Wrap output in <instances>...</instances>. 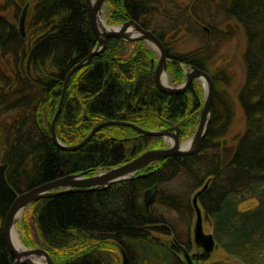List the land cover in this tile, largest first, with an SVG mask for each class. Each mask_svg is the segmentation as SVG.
Wrapping results in <instances>:
<instances>
[{
    "label": "trees",
    "instance_id": "16d2710c",
    "mask_svg": "<svg viewBox=\"0 0 264 264\" xmlns=\"http://www.w3.org/2000/svg\"><path fill=\"white\" fill-rule=\"evenodd\" d=\"M107 3L109 24L133 20L161 40L175 83L184 77L181 64L211 76L215 90L207 133L199 152L158 160L131 180L34 202L29 222L21 225L25 245L47 251L53 264H122L120 249L128 264H186L173 240L193 249L191 198L208 181L199 205L216 248L201 264H264V0ZM25 6L22 35L15 20ZM87 6V0H0V264L14 262L2 224L18 195L69 174L91 176L165 145L161 137L125 126L102 127L73 151L53 142L51 123L66 76L97 43ZM10 8L13 20L5 15ZM154 19L160 20L157 28L151 26ZM236 29L245 39L244 77L233 97L221 88L220 81L229 79L215 65L212 44ZM171 32H198L202 46L176 54ZM134 43L126 53L122 40L108 39L102 53L70 76L55 123L64 145L79 144L105 121L150 131L179 127L181 138L194 129L201 88L191 84L179 95L161 92L152 51L142 41ZM186 180L193 184L182 193ZM154 185L159 193L147 210L143 194ZM172 185L175 191L164 190Z\"/></svg>",
    "mask_w": 264,
    "mask_h": 264
},
{
    "label": "water",
    "instance_id": "95a60500",
    "mask_svg": "<svg viewBox=\"0 0 264 264\" xmlns=\"http://www.w3.org/2000/svg\"><path fill=\"white\" fill-rule=\"evenodd\" d=\"M106 0H87V11L90 21V26L93 34L96 37L97 43L93 50L75 66L66 76L61 99L59 102L58 109L53 117L51 123V138L55 145L63 150L73 151L83 145H85L94 134L106 126H125L130 127L137 132L148 135L161 137L166 143L169 142L170 146L166 148H157L147 150L138 157L126 163L109 167L105 169H99L96 173L88 176L86 172L69 174L50 182L36 186L26 192L18 195L11 203L2 224V236L4 244L8 252L13 256V264H22L25 260H29L32 264L33 259H42L45 264H53V260L49 253L44 249L35 248H24V250H17L11 240V230L14 226L15 219L19 213H21L26 207L32 205L34 202L45 199L51 196L64 194L70 191H84V190H99L109 188L110 186L133 179L140 171L144 168H148L154 162L162 160L171 156H187L192 155L201 150L203 139L207 133L208 126L210 123L212 113V102L214 98V83L211 76L195 67L190 66L189 72L185 75V81L178 87H172L167 81V64L169 58L167 57L166 49L161 40L149 30L143 29L138 23L133 20H128L120 25L111 26L117 29H106L99 23L100 15L103 10V6ZM27 15V6L22 10L19 18L18 28L22 35H24L25 21ZM111 28L110 26H108ZM129 29H133L134 34L129 35L127 32ZM116 38L125 42H137L143 41L153 46L156 50L157 62L154 68V80L158 89L169 95H179L188 90L194 80H200L204 85V104L200 112V118L196 131L192 137L193 147L190 149H183L182 143L179 142V127H172L165 130H143L138 126L120 122V121H105L96 125L88 134V136L79 144L75 146L64 145L58 138L55 132V123L60 114L65 90L69 81L70 76L80 67L88 63L91 58L102 52L108 39ZM165 79V81H163ZM209 182L207 181L200 189H198L191 198V203L194 211V223L191 231L192 243L194 246V253H190L184 246L180 245L175 239L174 243L180 250L183 259L186 264H200L201 258L211 255L216 248V241L211 232H205L204 228V217L201 207L199 205V197L207 189ZM159 193L157 185L147 189L143 194V203L145 208L148 210L149 207L155 202L156 196ZM122 264H128L126 253L120 249Z\"/></svg>",
    "mask_w": 264,
    "mask_h": 264
},
{
    "label": "rangeland",
    "instance_id": "374dc122",
    "mask_svg": "<svg viewBox=\"0 0 264 264\" xmlns=\"http://www.w3.org/2000/svg\"><path fill=\"white\" fill-rule=\"evenodd\" d=\"M185 1H187V0H185ZM23 8L20 9L19 14L17 16V19L15 20V22H17V24H19V18H20V15L22 13ZM110 12H111V6L107 3V0H106L105 4L103 6L102 13L100 15L102 21H104L106 23V25L110 26V27L120 25V24H109L108 17H109ZM5 15L10 20L11 19L13 20V18L15 16V12L12 8H10L7 10V12H5ZM156 19H154L153 23L151 24L152 27L154 26L153 28H157L156 26L161 24V23H159L160 20H156ZM218 21L219 20L215 21L214 23L216 24V23H218ZM25 23H26V21H25ZM222 26H224V25H222ZM221 28H222L221 30H224V31L226 30V29H224V27H221ZM193 30H195V29H193ZM230 34H231V37L228 39H225V40L223 39V40L217 41V42L214 41V43L212 44V46H213L212 50L215 51L214 52V58H213L216 62L215 65L217 67L223 66L225 68L224 71L227 72V79H229L228 82L227 81L223 82V80L220 81L221 88L224 91H226L227 93L231 94V96L234 97L235 92L238 90L240 84L243 81V77H244V71H243L242 62H241V55L244 52L245 39L243 38L242 33L240 31H237V29L233 30V32ZM167 36H168V38H170L171 42L175 43L173 48H174V52L176 54H188L191 51L202 46L201 42L203 41V39L201 38L202 36H200V34L198 32L197 33L193 32L191 34H189V33L185 34L184 32L177 34V33L171 32ZM123 42H124V49H125L124 51L126 53H129L135 46L134 42H132V43L125 42V41H123ZM143 45L146 49L152 51L153 60L155 61V65H156V62H157L156 50L153 47H151L150 44H147L146 42H143ZM102 52H100V53H102ZM181 69L183 71L184 77L182 78V80L180 82H177V83H175L173 76L167 70V81H168L170 86L178 87L184 83L185 75L187 72H189L190 67L186 66L184 64H181ZM192 84L195 86H199L202 90L203 103H202V106L200 108V109H202L203 104H204V96H205L204 85L200 80H194L192 82ZM185 92H183V93H185ZM200 112H201V110H200ZM199 118H200V114H199V117L197 119V124L195 125L194 129L190 132V134L188 136H186L185 138H181L179 136V142L180 143H185V142L192 139V137L196 131V128L198 126ZM236 120H237V123L240 124V120L238 119V117L236 118ZM236 120H235V122H236ZM236 129H237V127L235 126V127H233L232 130L235 131ZM163 143L165 145L161 148H166V147L170 146L168 141L166 143L163 140ZM153 149H157V148H153ZM148 150H152V149H148ZM192 184H193L192 180H186L185 183L184 182L182 183L181 188H180V192L186 193L188 188ZM171 187L172 188L168 187V188H165V189L162 188V189H164L165 191L166 190L175 191L174 189L176 187H174L173 185ZM190 196H191V194H189V197ZM156 198H157V196H156ZM174 216H175L174 213L169 215V217H174ZM30 218H31V205L26 207L21 213H19L15 219V222H14V227H15L16 232L18 233L19 241L21 242V244H23V246L25 248H32V247L25 245V243H24L25 239H24L23 229H22L21 225L23 224L24 220L25 221L28 220V222H29ZM193 223H194V216H193V221H192V227H193ZM204 228H205V232H208V233L211 232V229L209 228L207 223H204ZM191 230H192V228H191ZM194 252H195V250L193 247V249L190 250V253H194ZM199 262L201 264V261H199ZM231 264H241V263L234 260L231 262Z\"/></svg>",
    "mask_w": 264,
    "mask_h": 264
},
{
    "label": "bare ground",
    "instance_id": "6f19581e",
    "mask_svg": "<svg viewBox=\"0 0 264 264\" xmlns=\"http://www.w3.org/2000/svg\"><path fill=\"white\" fill-rule=\"evenodd\" d=\"M93 1V0H92ZM101 18V17H100ZM99 23L102 27L106 28V29H111V30H115L117 29L116 27H111L109 28L106 23L104 21H102V19H99ZM129 35H132L134 34V31L133 29H129L128 32H127ZM151 47H153L152 45H150ZM165 81V79L163 80ZM181 147L183 149H190L193 147V141L192 140H189L185 143H182ZM11 240H12V243H13V246L19 250V251H22L24 250V248L22 247L21 245V242L19 241V238H18V233L16 232L15 230V227L13 226L12 227V230H11ZM34 260V263L35 264H45L44 261L42 259H33Z\"/></svg>",
    "mask_w": 264,
    "mask_h": 264
}]
</instances>
